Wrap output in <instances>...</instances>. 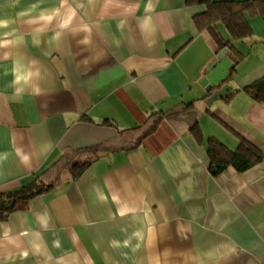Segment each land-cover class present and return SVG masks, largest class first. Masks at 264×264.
Here are the masks:
<instances>
[{"label": "crops", "instance_id": "0c3cea01", "mask_svg": "<svg viewBox=\"0 0 264 264\" xmlns=\"http://www.w3.org/2000/svg\"><path fill=\"white\" fill-rule=\"evenodd\" d=\"M204 9L0 0V191L66 150L108 147L0 221V264H264V105L244 90L264 77V21L246 15L253 33L237 40L216 23L236 53L197 29ZM224 48L233 75L208 88ZM152 114L156 130L121 149ZM211 137L230 150L243 139L263 158L213 175Z\"/></svg>", "mask_w": 264, "mask_h": 264}, {"label": "trees", "instance_id": "16d2710c", "mask_svg": "<svg viewBox=\"0 0 264 264\" xmlns=\"http://www.w3.org/2000/svg\"><path fill=\"white\" fill-rule=\"evenodd\" d=\"M187 6L203 5L204 11L193 16V21L199 31L208 30L216 42L227 47L229 51H235L232 42H222L213 27L222 22L230 34L232 40L242 39L252 35V28L247 16H260L264 21V0L245 1H214V0H184ZM238 53L237 51H235ZM240 55V54H239ZM241 56V55H240ZM234 67L230 69L228 78L233 75ZM244 90L251 98L264 105V77L247 85ZM230 94L227 99L231 97ZM160 116L150 115L136 128L126 130L131 136L121 149L133 148L139 145L143 139L152 134L160 123ZM192 132L201 137L199 127H192ZM123 137V136H122ZM123 140V139H122ZM106 148L98 144L86 148L66 150L44 171L35 175L26 184L8 191H0V221L16 210L27 208L31 199L42 195L58 187L68 180L78 179L83 172L98 158L101 151ZM207 152L210 158V171L217 175L228 166L242 172L255 163L262 160V153L245 140H241L235 150L228 149L215 138L208 139Z\"/></svg>", "mask_w": 264, "mask_h": 264}, {"label": "water", "instance_id": "95a60500", "mask_svg": "<svg viewBox=\"0 0 264 264\" xmlns=\"http://www.w3.org/2000/svg\"><path fill=\"white\" fill-rule=\"evenodd\" d=\"M227 52V48H224L219 54L218 59L210 66L208 74L204 77L202 84L210 88L212 86H217L220 81L227 78L229 70L231 69L233 63L229 57L224 56Z\"/></svg>", "mask_w": 264, "mask_h": 264}, {"label": "clouds", "instance_id": "9594fccd", "mask_svg": "<svg viewBox=\"0 0 264 264\" xmlns=\"http://www.w3.org/2000/svg\"><path fill=\"white\" fill-rule=\"evenodd\" d=\"M30 75H31L30 73L27 74V75H18V76H16V81H17V82H19V81H21V80H25V81H27V79L29 78Z\"/></svg>", "mask_w": 264, "mask_h": 264}]
</instances>
